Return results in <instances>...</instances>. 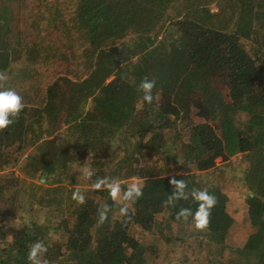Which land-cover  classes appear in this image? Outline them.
I'll list each match as a JSON object with an SVG mask.
<instances>
[{
    "label": "trees",
    "instance_id": "trees-1",
    "mask_svg": "<svg viewBox=\"0 0 264 264\" xmlns=\"http://www.w3.org/2000/svg\"><path fill=\"white\" fill-rule=\"evenodd\" d=\"M0 74V90L24 104L0 130V264H31L36 241L47 264H167L163 251L184 248L191 230L208 257L222 246L218 264H264V0H0ZM145 78L155 81L151 103ZM238 154L248 157L241 184H214L218 159ZM86 162L94 175L81 184L74 169ZM105 176L121 181V195L143 181L126 216L92 188ZM172 179L186 195L168 204ZM193 189L216 198L204 230L177 219L196 210ZM236 194L255 228L239 245L227 240Z\"/></svg>",
    "mask_w": 264,
    "mask_h": 264
},
{
    "label": "clouds",
    "instance_id": "clouds-1",
    "mask_svg": "<svg viewBox=\"0 0 264 264\" xmlns=\"http://www.w3.org/2000/svg\"><path fill=\"white\" fill-rule=\"evenodd\" d=\"M4 78V75L0 74V79ZM154 87L155 81L152 79L145 78L140 82L139 88L143 92L144 101L149 103L152 102V90ZM140 106L142 105H138V107ZM23 107V98L14 89L7 88L0 90V130L13 124V117L17 116ZM83 174L88 177H92L94 172L91 169H86ZM171 183L175 187L173 194L169 195V199L167 201L168 204H172L176 199L183 198L186 195V184L184 180L172 179ZM92 188L106 189L108 195L113 201H124L125 203H123L119 208V212L122 216H126L129 212L128 202H134L143 194V181L139 178L133 177L131 182L128 183L127 188L123 190L122 196V183L118 178L108 176L97 178L92 184ZM191 197L194 201L198 202L196 210L193 212L191 208H181L177 213V219H180L181 217L187 219L191 216L195 228L204 230L209 225L211 210L216 204V198L207 190L198 189L192 190ZM72 199L81 204L85 202V197L79 188H76L72 192ZM108 211L109 206L106 204L103 205L99 210L98 223L102 224L107 219ZM46 251V246L42 242L36 241L31 245L27 258L31 264H47V261L43 259V255Z\"/></svg>",
    "mask_w": 264,
    "mask_h": 264
},
{
    "label": "rangeland",
    "instance_id": "rangeland-1",
    "mask_svg": "<svg viewBox=\"0 0 264 264\" xmlns=\"http://www.w3.org/2000/svg\"><path fill=\"white\" fill-rule=\"evenodd\" d=\"M227 162L226 163H224V161L220 162V159H218V164L221 166L223 165L222 166L223 171L219 170L212 174H208V177L210 180L214 182V184L221 185L223 188L229 187L230 184L233 183L230 182V179L235 180L234 184L239 186L241 184L240 176L242 172V164L248 163V157L245 154H238ZM86 163L84 165H80L77 169H74V172L76 173L77 177L79 179H82L80 182L81 184H86L84 182L86 180V175L83 174L84 171L86 169L92 168L91 165H89V163H87L88 165L87 167ZM232 196L233 198H231L227 203V211L229 215L234 218L235 222L233 223V225L229 230L227 240L228 241L230 240L232 244L239 245L244 243V241L247 239L251 231H255V228L251 225L250 220L248 219V206L245 202V199L240 194H236V197L234 195ZM18 199L20 200L19 202L21 204L29 208V201L25 196L23 197V195H20ZM119 202L121 203V206L124 203V201L122 200ZM31 214L34 216V219L40 220L48 227H57V224L59 223V219L49 218L42 210H37V212L34 213L32 212ZM131 230L137 238L142 239L147 244L149 245L157 244L156 242L157 235L155 236L143 232L142 228L138 224L133 223L131 226ZM188 233L187 234H188L189 242L186 244L184 248L173 249L176 250L173 252L172 250L170 251L169 248H167L169 252L166 250L163 251V256L166 255L169 256V258H165V262H167V264L178 260H183V264H198L201 261H205L209 259L215 260L216 264L222 261L221 259H223V257L221 255V250L219 249L222 246L220 245L214 246L212 250L213 253L211 254V256L208 257L209 255L208 252L210 251H208V248H206L207 246H204L205 249H201V250L198 249L196 238L194 235H192L193 230L189 231ZM174 264H179V263H174Z\"/></svg>",
    "mask_w": 264,
    "mask_h": 264
}]
</instances>
